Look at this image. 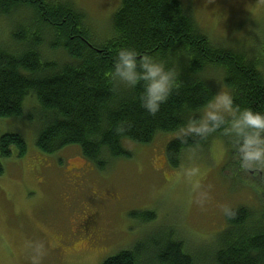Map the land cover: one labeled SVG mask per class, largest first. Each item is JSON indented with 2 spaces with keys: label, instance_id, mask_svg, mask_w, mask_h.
Here are the masks:
<instances>
[{
  "label": "trees",
  "instance_id": "obj_1",
  "mask_svg": "<svg viewBox=\"0 0 264 264\" xmlns=\"http://www.w3.org/2000/svg\"><path fill=\"white\" fill-rule=\"evenodd\" d=\"M0 17L17 23L0 45V118L34 123L35 146L45 155L77 148L99 171L130 159L127 143L149 146L159 135H174L207 102L215 91L204 75L213 70L222 75L235 105L264 113V60L211 44L178 0H121L112 33L103 42L91 37L93 27L68 0H0ZM121 47L180 69L178 88L155 115L141 107L140 89L125 90L111 80ZM28 98L37 106L34 112L25 110ZM218 139L227 151H236L219 132L203 140L171 139L165 149L168 166L178 169L184 153L206 149ZM12 148L20 159L27 153L22 136H1L0 159L10 158ZM130 218L150 224L156 215L131 213ZM225 223L205 251H187L170 232L162 242H138L102 264H206L204 259L210 264H264L263 211L230 209Z\"/></svg>",
  "mask_w": 264,
  "mask_h": 264
},
{
  "label": "rangeland",
  "instance_id": "obj_2",
  "mask_svg": "<svg viewBox=\"0 0 264 264\" xmlns=\"http://www.w3.org/2000/svg\"><path fill=\"white\" fill-rule=\"evenodd\" d=\"M178 1L211 44L264 60V0ZM68 2L83 12L96 42L110 37L121 0ZM12 24L16 20L0 17V45L8 41ZM204 77L215 93L229 92L220 73L213 70ZM24 107L27 112L37 109L32 98ZM6 134L22 136L27 153L20 159L12 148L10 158L0 159V264H33L37 250L39 264H102L138 242H162L170 232L194 254L213 246L226 226L228 210L245 207L264 213V166L241 167L238 153L227 151L223 140L184 153L178 169H171L165 157L175 135H159L149 146L129 142L125 148L132 153L130 159L99 171L77 148L54 155L38 151L36 127L26 118H0V138ZM193 164L200 173L189 180L183 173ZM88 209L98 211L96 231L103 235L102 243L93 250L72 251L69 226ZM140 212H153L156 220L142 224L130 218ZM58 248L64 254L61 262L55 258Z\"/></svg>",
  "mask_w": 264,
  "mask_h": 264
},
{
  "label": "clouds",
  "instance_id": "obj_3",
  "mask_svg": "<svg viewBox=\"0 0 264 264\" xmlns=\"http://www.w3.org/2000/svg\"><path fill=\"white\" fill-rule=\"evenodd\" d=\"M180 69L135 48L121 47L110 72L111 80L125 90L140 89L139 102L149 114L155 115L178 88ZM220 133L236 150L243 168L264 166V113L235 105L232 95L224 90L212 94L174 135L207 139ZM200 168L192 165L184 169V176L197 177ZM194 187L198 188L196 183ZM225 211H227L225 209ZM39 250L33 264H39Z\"/></svg>",
  "mask_w": 264,
  "mask_h": 264
},
{
  "label": "flooded vegetation",
  "instance_id": "obj_4",
  "mask_svg": "<svg viewBox=\"0 0 264 264\" xmlns=\"http://www.w3.org/2000/svg\"><path fill=\"white\" fill-rule=\"evenodd\" d=\"M83 216L85 217L83 218ZM79 217L75 226L73 224L69 226L70 229H68L67 234L68 247L76 252L93 250L100 246L103 240V235L96 231V224L99 219L98 211L96 209H88L85 214ZM76 255H82V253L80 252ZM55 258H57L58 262L64 259V254L59 248L55 252Z\"/></svg>",
  "mask_w": 264,
  "mask_h": 264
}]
</instances>
